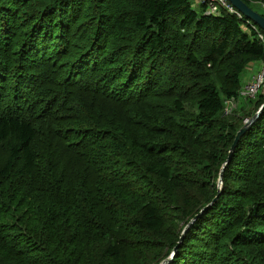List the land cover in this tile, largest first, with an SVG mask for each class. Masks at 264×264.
<instances>
[{"label":"trees","instance_id":"obj_1","mask_svg":"<svg viewBox=\"0 0 264 264\" xmlns=\"http://www.w3.org/2000/svg\"><path fill=\"white\" fill-rule=\"evenodd\" d=\"M191 1L17 0L0 17V264H160L215 197L169 264H264V108L215 184L264 105L222 117L264 33Z\"/></svg>","mask_w":264,"mask_h":264},{"label":"rangeland","instance_id":"obj_2","mask_svg":"<svg viewBox=\"0 0 264 264\" xmlns=\"http://www.w3.org/2000/svg\"><path fill=\"white\" fill-rule=\"evenodd\" d=\"M15 1H17V0H0V17H2V16L5 15V11H7L6 13H8V14H10V13L12 14V12H11L12 9L16 10V9H21L23 7V6L15 5L14 4ZM52 1L53 0H34V2H33L34 4L33 5L31 3L30 4L32 5V8L33 7L40 8L41 6H45L46 4H48V3L52 2ZM4 4H10V7L9 6H3ZM192 7H193V9H196V11L199 12V5H198V3H195L194 1H192ZM258 8L262 12L259 11ZM254 9H255L256 12L258 11L259 14H263L264 15V7H263L262 3H254ZM22 17L25 18V19L26 18H35L37 20V19L40 18V14L29 13L27 16L24 15ZM82 21H83V19H81L79 22H77L75 24L76 29H80V28L83 29L86 26L85 23L83 25H80ZM34 23H35V21L33 22V24ZM21 28H20V31H21ZM20 31H19V33L21 34L22 37L26 36L27 33H28V30H25V29L22 30L21 32ZM45 31L46 30H42L41 33H40V35H41V41H43L44 39H46V37H45V35H46L45 34ZM83 34H85V33H81V32L76 31L75 34H74V37L77 39L78 37H80ZM56 35L57 34H54V36H56ZM90 44H91V39L89 38L88 42L87 41L85 42V45L86 46H89ZM116 54L117 53H115V55ZM116 58H118V60H119V65L122 68H124V70H125V72L123 73V78L127 77L132 72V69H133L132 67H130V64L128 62L129 60H131V57L129 56L128 52H124L122 55H119ZM111 59H115L114 55L113 54H108V55L104 56L103 59H100V61L106 63L107 61H112ZM116 85H121L123 87H126L127 83L123 79V80H121L119 82H116ZM136 94L138 95V93H136ZM251 101L252 100L244 99L242 97H237V99H230V100L224 102L222 117L225 118V119H230V118H234L233 116L235 114L236 115H242L244 113V111L247 110V107L249 106V104H250ZM246 121H244V123ZM215 184H216L217 191L219 190V192H220L221 189H222V175H221V171H220L219 176L215 179ZM251 185H252V183H250V186L249 187H251ZM247 201H249V200H245L244 201V205H247ZM107 207L108 206L106 205V208ZM107 214H109V213H106V215ZM188 223H187V225H188ZM177 224L180 225L181 223L179 221H177ZM187 225H180V231L182 230L181 233L183 232V229ZM235 231L236 230L234 228H229L226 231V234H225V236H224V238L222 240V244L225 247V249L222 252L223 255H227L233 249V247H230L229 246V245H231V242L229 241V239L232 238V236L234 235ZM3 233H5V232L3 231ZM171 253H172V251H171ZM144 254H146V252H144ZM158 254L159 253H157V254H150L151 259H153ZM250 263L251 264H259V263H255V262H250Z\"/></svg>","mask_w":264,"mask_h":264},{"label":"water","instance_id":"obj_3","mask_svg":"<svg viewBox=\"0 0 264 264\" xmlns=\"http://www.w3.org/2000/svg\"><path fill=\"white\" fill-rule=\"evenodd\" d=\"M231 6L239 13L241 14L246 20L250 21L254 26H256L257 28H259L263 33H264V17L262 15H260L259 13H257L256 11H254L253 9H251L246 3H244L242 0H227ZM264 105H262L258 111L253 115V117H251L249 120H247L243 126L240 128V130L237 132L234 142L229 150L228 153V157L226 162L224 163V165L221 168V175L224 171V169L227 167L228 163L230 162V159L232 157V154L238 144V142L240 141V139L242 138V136L246 133V131L258 120V118L260 117L262 111H263ZM219 192V190H218ZM216 197L213 199V201L208 204L206 207H204L193 219H191L188 223V225L183 229V232L181 233L180 239L177 243V245L174 247L172 253L165 259L163 260L160 264H169L170 262L173 261L176 253H177V249L179 248L184 235L186 234V232L188 231V229L190 228V226L195 222V220L204 212L206 211L209 207L212 206V204L215 202Z\"/></svg>","mask_w":264,"mask_h":264},{"label":"built area","instance_id":"obj_4","mask_svg":"<svg viewBox=\"0 0 264 264\" xmlns=\"http://www.w3.org/2000/svg\"><path fill=\"white\" fill-rule=\"evenodd\" d=\"M198 5L205 6L206 15H218L222 10L242 17L227 0H192ZM264 7V4H262ZM251 27L257 31V27L250 21L246 20ZM259 38L263 41V36L259 35ZM259 93H264V66H260L258 70L253 73L249 79L242 85L238 92V97H242L248 100H254Z\"/></svg>","mask_w":264,"mask_h":264},{"label":"crops","instance_id":"obj_5","mask_svg":"<svg viewBox=\"0 0 264 264\" xmlns=\"http://www.w3.org/2000/svg\"><path fill=\"white\" fill-rule=\"evenodd\" d=\"M192 2V1H191ZM196 10V9H195ZM259 11H261L259 8H258ZM255 11V10H254ZM258 12V11H257ZM262 12V11H261ZM259 13V12H258ZM260 67L259 64H254L252 65L251 67H249L246 72L244 73L243 75V82H242V85L245 84V82L249 79V77L255 73L258 68ZM240 100V99H239Z\"/></svg>","mask_w":264,"mask_h":264}]
</instances>
